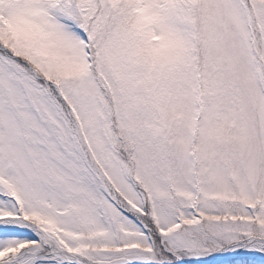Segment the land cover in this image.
Wrapping results in <instances>:
<instances>
[{"label": "snow or ice", "instance_id": "6c2138e0", "mask_svg": "<svg viewBox=\"0 0 264 264\" xmlns=\"http://www.w3.org/2000/svg\"><path fill=\"white\" fill-rule=\"evenodd\" d=\"M0 264H264V0H0Z\"/></svg>", "mask_w": 264, "mask_h": 264}]
</instances>
